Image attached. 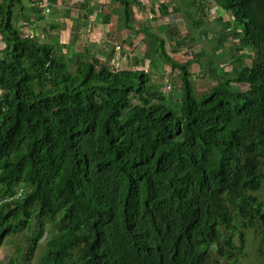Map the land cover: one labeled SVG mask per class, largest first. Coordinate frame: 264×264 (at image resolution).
<instances>
[{
	"label": "trees",
	"instance_id": "trees-1",
	"mask_svg": "<svg viewBox=\"0 0 264 264\" xmlns=\"http://www.w3.org/2000/svg\"><path fill=\"white\" fill-rule=\"evenodd\" d=\"M24 1L0 0V250L20 240L4 264L32 260L45 239L40 264H219L212 253H244V229L264 236V0H190L231 15L199 57L237 41L239 69L199 97L193 61L140 24L141 1L107 0L104 23L115 14L131 33L122 42L144 33L179 72L173 103L150 71L115 70L75 42L19 28L31 23ZM78 8L86 22L95 13L90 0Z\"/></svg>",
	"mask_w": 264,
	"mask_h": 264
},
{
	"label": "rangeland",
	"instance_id": "rangeland-1",
	"mask_svg": "<svg viewBox=\"0 0 264 264\" xmlns=\"http://www.w3.org/2000/svg\"><path fill=\"white\" fill-rule=\"evenodd\" d=\"M65 1L67 2V5L64 3V9L67 8V15L65 11H60L61 16L58 20L60 25L62 24L63 31H66L68 34H65L62 31L60 32L59 37H57V32L53 31L54 35L50 38L51 40L47 41L48 43H62L69 45L72 42H75V45H78L77 49L84 53H88V50L92 55H97L98 52L104 53L106 56L99 53L98 56H103L99 58L102 59L103 62H108L107 64L113 66L115 70H119L121 66H129V63L133 65L134 56L137 58L143 57L144 61H146L145 66L143 68L137 67V69L151 72L152 81L168 95V98L171 100H169L170 103L178 102L180 100L182 82L179 77V72H172L171 68L165 64V61H157V53L154 49L158 43L153 42L154 39H150V37L145 39V34L140 32L131 45L124 44L126 45L124 46L122 41L125 39L129 40L131 33L125 32L123 33V38L121 37L122 33L117 28L118 16L113 14L110 22L104 23L105 12L109 13L108 8L111 10V8H114L115 4L108 5L105 3V0H96L95 9L99 10V14L93 17V19L91 17L90 20L86 22L81 15H79V18L72 19V16L77 14V12L81 13L78 5L83 4L84 0ZM90 1L91 4L95 2V0ZM150 1V4H141L143 12H139L137 9L138 13L143 14L140 15V20H143L140 24L143 26H150L151 31L159 35L160 38H163L166 52L170 56H174L176 60H180L182 63L189 60L193 61V63L189 65L188 71L191 74V84L194 86V92L197 97L208 91L224 77H231L233 69H239L238 63L234 62V64L231 65L233 56L236 55L237 47V42L232 39H224L221 43L222 45L216 50L215 54H209V58L212 56V59L210 58L209 60L207 57H202L201 55L199 57L202 47L206 51L212 52V48L215 44L214 40L218 37L221 30L220 24L215 20L216 17L214 18V16L219 15L221 22L227 21L231 17L228 12H222L220 8L211 3V1H206L208 6L205 10L193 6L197 4H193L190 0ZM40 2V0H36V8L39 7V9L44 11L47 7H45L46 3L43 6V2ZM31 4L35 6V3ZM183 12H188L189 14L185 15ZM48 13L47 10L39 16L37 14V22L39 20L38 26H36L37 32L38 30L40 31V26L46 25ZM33 14L34 13H31V15ZM152 16L154 18H152ZM198 20H200L199 24H197ZM85 22L87 23L86 27L83 25ZM77 24L79 25V28H77ZM98 24L101 25V27H99ZM168 27H170L172 32L180 30L179 32H176V34H171L169 32L170 29L166 30ZM27 32L24 31V33ZM28 33L32 35L31 32ZM90 42L95 44L89 45ZM102 42H105L106 44ZM142 52H144L145 55H143ZM128 55L133 56L131 62L128 60ZM237 55H239V53ZM215 62H217V64ZM216 67L222 69V72L220 73L216 71ZM256 194L264 203V185ZM244 231H246L247 237L246 247L244 253L238 255L237 260L222 259L216 255V253H212V258H214L219 264H264V236L262 229L256 227L247 228L244 229ZM47 233H52V227L48 228ZM238 242H240L239 235L236 244ZM19 244L20 240L15 237L6 239L3 248L0 250V264H4L6 254H10L12 258L15 256L16 247ZM45 244L46 239L42 242L40 249L32 260H20L17 264H25V262L30 264H40V259L44 255ZM27 252L28 251L25 250V253Z\"/></svg>",
	"mask_w": 264,
	"mask_h": 264
},
{
	"label": "crops",
	"instance_id": "crops-1",
	"mask_svg": "<svg viewBox=\"0 0 264 264\" xmlns=\"http://www.w3.org/2000/svg\"><path fill=\"white\" fill-rule=\"evenodd\" d=\"M41 2L40 3H42L44 0H40ZM35 3L34 5L35 6H33V4H31V3ZM150 0H148V2L147 3H149L150 4ZM24 3H26V4H24V5H27V6H24V7H26L28 10H31V11H28V12H30V14H28L27 13V15H28V19H31L30 20V22L31 23H27V22H22V21H19V19L18 20H15L16 21V25H18L19 26V28H20V26H22V28H24V29H26V31H28V32H31L32 33V35H37V37L38 38H40V40H41V42H44V43H48L47 41H49V40H51L50 38L52 37V35H54V32L53 31H56L57 32V37H59V35H60V32H62L63 31V28H62V24L60 25V23H59V20H58V18L61 16V12L60 11H65V13H66V15H67V11H66V9H64V6L65 5H67V2L65 1V0H48L47 1V3H46V5H45V7L47 6L48 8H46V11L48 10V14H47V16H48V19H46V25H44V26H40L39 27V29H40V31L38 30V32H37V28H36V26H38V22H39V20H38V22H37V19L36 18H38L37 16H36V14H33V15H31V13H33V8L32 7H36V0H32V1H28V0H25L24 1ZM64 3H65V5H64ZM105 3L106 4H108L107 3V0H105ZM109 5V4H108ZM92 6H93V9L95 10V13L94 14H92V13H90L91 14V17H92V19H93V17H95L96 15H98L99 14V10H96L95 9V6H96V0H95V2H93L92 3ZM106 6V5H105ZM109 9V13H107V12H105V15H107V14H111V11H110V8H108ZM107 9V10H108ZM139 10V12H143L142 11V9H143V7L142 6H140V5H138L137 4V8L135 9V11H136V15L137 16H139L140 17V15H143L142 13H138L137 11ZM111 10H112V8H111ZM43 13H45V11H43ZM82 14L83 13H78L77 12V14H75V15H73L72 17V19H74V18H79V15H81L82 16ZM230 14V13H229ZM151 15V14H150ZM90 17V18H91ZM216 17V18H215ZM218 17H219V15H215L214 16V18H215V20L217 21V19H218ZM152 18H154L153 16H152ZM231 18V17H230ZM111 19H112V17H111ZM110 19V20H111ZM138 21H143V20H138ZM110 22V21H109ZM219 24H220V28H221V30H220V32L219 33H221L222 32V28H223V24H224V21L223 22H219V21H217ZM83 25H84V27H86L87 26V24L85 25L84 23H83ZM99 25V24H98ZM53 26H55V28H53ZM99 27H101V25H99ZM77 28H79V25L77 24ZM91 30H92V28H91ZM123 30V31H122ZM122 30H120L121 31V37L123 38V33H125V32H129L128 30H126V29H122ZM65 34H68L66 31H63ZM91 34V33H90ZM47 35H48V37H47ZM70 35V34H69ZM137 37H138V35H137ZM136 37V38H137ZM143 39V38H142ZM228 39H231V38H228ZM233 40V39H232ZM154 42V41H153ZM237 42V41H236ZM99 43H101V42H99ZM103 43V42H102ZM49 44H55V43H49ZM60 44H62V43H60ZM95 43H93V45H94ZM104 44H106V43H104ZM123 45H124V43H122ZM120 46V45H119ZM119 46H117V47H119ZM151 48H152V45H151ZM203 48V47H202ZM0 49H1V46H0ZM204 49V48H203ZM205 50V49H204ZM154 51L156 52V47H155V49H154ZM113 52V51H112ZM99 53H101V52H98V54ZM143 53V55H145V53L144 52H142ZM98 54L97 55H95V56H97L98 58L99 57H103V56H98ZM102 55H104V56H106L104 53H101ZM133 56H131V55H128V60H129V62H131L132 61V58ZM134 58H137L136 56H134ZM100 59V58H99ZM140 59V61L142 62L140 65L138 64V65H136L135 63V60H133V65L132 64H130L129 63V66H125V67H122L121 66V68L120 69H124V68H132V69H134V70H143V69H137V67H139V68H143L144 66H145V62L146 61H144L143 62V60H144V58L143 57H141V58H139ZM151 60H152V56H151ZM158 60H160L161 61V59L159 58V56H158V54H157V61ZM156 61V62H157ZM233 61V60H232ZM140 63V62H139ZM231 65H233V64H231ZM220 66V65H219ZM238 67H239V65H238ZM145 71V70H144ZM145 72H148V71H145Z\"/></svg>",
	"mask_w": 264,
	"mask_h": 264
},
{
	"label": "built area",
	"instance_id": "built-area-1",
	"mask_svg": "<svg viewBox=\"0 0 264 264\" xmlns=\"http://www.w3.org/2000/svg\"><path fill=\"white\" fill-rule=\"evenodd\" d=\"M47 1L48 0H44L43 3H42V5L44 6L45 3H47ZM140 1H141V3H145V4L148 2V0H140Z\"/></svg>",
	"mask_w": 264,
	"mask_h": 264
}]
</instances>
